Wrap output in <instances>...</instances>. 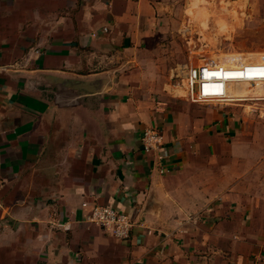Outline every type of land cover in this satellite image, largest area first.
Masks as SVG:
<instances>
[{
  "label": "crops",
  "instance_id": "0c3cea01",
  "mask_svg": "<svg viewBox=\"0 0 264 264\" xmlns=\"http://www.w3.org/2000/svg\"><path fill=\"white\" fill-rule=\"evenodd\" d=\"M179 5L0 0V264H264V138L150 85ZM147 127L168 172L141 148ZM93 203L130 216L128 236L89 222Z\"/></svg>",
  "mask_w": 264,
  "mask_h": 264
},
{
  "label": "rangeland",
  "instance_id": "374dc122",
  "mask_svg": "<svg viewBox=\"0 0 264 264\" xmlns=\"http://www.w3.org/2000/svg\"><path fill=\"white\" fill-rule=\"evenodd\" d=\"M166 28V36L150 49V85L157 90L155 94L163 92L173 96L184 106L194 103L186 98L188 66L206 62L223 65L224 62L220 64L219 61L228 54L238 58L228 64L264 55V0H180L177 12L166 22ZM244 83L232 82L229 91L235 87H263L261 83ZM240 99L243 98L236 100ZM194 104L200 108L231 107L243 114L241 118L251 126L255 124L256 129L251 131L264 138V100Z\"/></svg>",
  "mask_w": 264,
  "mask_h": 264
},
{
  "label": "built area",
  "instance_id": "2783aa9c",
  "mask_svg": "<svg viewBox=\"0 0 264 264\" xmlns=\"http://www.w3.org/2000/svg\"><path fill=\"white\" fill-rule=\"evenodd\" d=\"M248 65L235 62L233 65H219L216 63H203L202 65H191L186 71V86L188 99L194 102L203 101H227L230 84L232 82L261 83L264 87V55L256 61H247ZM217 68H219L217 70ZM222 68L238 69V76L218 77L216 72H221ZM220 82L217 88L215 83ZM243 99L253 101L264 100L263 95L241 96ZM242 100V99H240ZM140 144L144 153L156 155L155 162L158 165L159 173L169 171V166L164 163V137L162 130L158 127H147L140 136ZM87 202H82V206H87ZM86 217L89 222L100 225L116 238L128 236L132 227V219L125 212L106 205L93 203L89 207Z\"/></svg>",
  "mask_w": 264,
  "mask_h": 264
},
{
  "label": "bare ground",
  "instance_id": "6f19581e",
  "mask_svg": "<svg viewBox=\"0 0 264 264\" xmlns=\"http://www.w3.org/2000/svg\"><path fill=\"white\" fill-rule=\"evenodd\" d=\"M229 64H227L228 66ZM219 68H217L218 70ZM238 69L236 68H222L221 72L217 71V76L224 78V77H231V76H238ZM215 86L218 88L220 86V82L215 83Z\"/></svg>",
  "mask_w": 264,
  "mask_h": 264
},
{
  "label": "water",
  "instance_id": "95a60500",
  "mask_svg": "<svg viewBox=\"0 0 264 264\" xmlns=\"http://www.w3.org/2000/svg\"><path fill=\"white\" fill-rule=\"evenodd\" d=\"M156 170H157V172H159V171H158V165H156Z\"/></svg>",
  "mask_w": 264,
  "mask_h": 264
}]
</instances>
